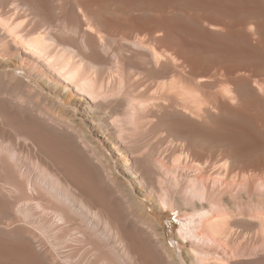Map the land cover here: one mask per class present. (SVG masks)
Wrapping results in <instances>:
<instances>
[{
  "label": "bare ground",
  "instance_id": "obj_1",
  "mask_svg": "<svg viewBox=\"0 0 264 264\" xmlns=\"http://www.w3.org/2000/svg\"><path fill=\"white\" fill-rule=\"evenodd\" d=\"M0 264H264V0H0Z\"/></svg>",
  "mask_w": 264,
  "mask_h": 264
},
{
  "label": "rangeland",
  "instance_id": "obj_2",
  "mask_svg": "<svg viewBox=\"0 0 264 264\" xmlns=\"http://www.w3.org/2000/svg\"><path fill=\"white\" fill-rule=\"evenodd\" d=\"M72 99H75V97L73 96ZM208 123L200 126V128L203 129V131H205V132L213 130V127H214L213 124L211 122H208ZM93 135H94L95 138L97 137V138L101 139L99 136H96L95 133ZM157 135L159 136V135H162V134H161V132H159ZM102 148L103 149H101V151L102 152L104 151L103 152L104 154H106L108 156H111V158H114V153L112 154V149H110L107 145H105V147L103 146ZM143 200H145V199H143ZM146 202L148 203L149 206H151L155 210V212L157 214L161 215L162 218H163L162 219V224H163V226L165 228L166 235H167L166 236V244L170 245V247H172V246L175 247V236H176L175 234H176V231H177V228L175 227V225H177L176 224L177 223L176 222V218H175L176 215L174 213H170V212H167V214L166 213L162 214L154 207V205L152 203H150L148 201H146ZM171 225H174V226H171ZM170 227H173V229L171 230ZM172 240H174V241H172Z\"/></svg>",
  "mask_w": 264,
  "mask_h": 264
}]
</instances>
